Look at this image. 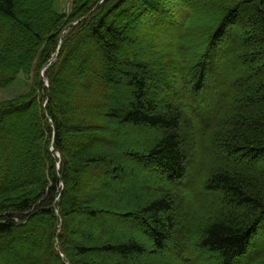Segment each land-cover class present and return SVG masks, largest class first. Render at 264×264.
<instances>
[{
    "label": "trees",
    "instance_id": "16d2710c",
    "mask_svg": "<svg viewBox=\"0 0 264 264\" xmlns=\"http://www.w3.org/2000/svg\"><path fill=\"white\" fill-rule=\"evenodd\" d=\"M57 1L0 0V89L19 74L33 85L0 102V264H75L76 255L126 260L154 254L134 238L90 245L93 235L85 224L108 214L93 203V195L111 181L119 186L127 176L144 183L148 199L142 204L136 198L138 211L131 214L153 224L159 250L172 238L179 241L173 233L181 236L191 229L201 209L204 216L195 224L200 248L218 257L216 264H264V76L257 78L264 73V0L218 3L216 25L200 34L202 40L211 36L202 53L192 55L183 38H174L177 54L166 62L176 66L181 57L186 60L190 93L181 96L185 107L162 95L161 84L167 81L159 70L133 62L128 53L125 67H119L116 43L104 38L119 39L116 21L130 11L137 16L142 8L163 21L165 0H73L69 15L60 13ZM184 18L186 27L195 21L190 13ZM76 20L45 70L46 87L41 70L56 51L61 31ZM70 58L80 64L74 68ZM115 74L128 92L122 102L115 97ZM61 80L67 89L59 86ZM151 81L159 85L157 96L147 89ZM182 115L210 133L217 165L208 174L192 167L184 153L188 140ZM123 123L130 132L155 131L146 149L128 153L138 159L139 172L117 163L115 154L83 149L93 140L110 142L107 127ZM54 153L60 156L58 171ZM151 172L164 179L161 185L150 186ZM195 177L204 203L188 209L180 186ZM70 179L76 184L73 199H68ZM80 192L88 198L77 199ZM216 203L221 209L215 210ZM21 233L27 235L20 242ZM82 233L87 244L80 246L73 237Z\"/></svg>",
    "mask_w": 264,
    "mask_h": 264
},
{
    "label": "rangeland",
    "instance_id": "374dc122",
    "mask_svg": "<svg viewBox=\"0 0 264 264\" xmlns=\"http://www.w3.org/2000/svg\"><path fill=\"white\" fill-rule=\"evenodd\" d=\"M222 0H165V11L168 13L164 14L163 21L153 19L149 14H145L143 9L139 10L140 15L136 16L134 12H127L120 16V20L116 21V29L118 31V40H112L109 36L105 35V40H111L116 43L118 47L116 51V62L119 67H125L126 65V54L132 55L133 62H144L147 68L156 72L157 70L163 69L161 73L164 76L167 83H162L161 88L163 94L166 96H173L179 100H182L181 96L188 95L190 89L185 83L186 78V60L181 57L176 66H169L166 62L167 58L174 52L177 54L176 46L173 43L174 38L180 36L183 38L190 47V53L197 55L202 53L207 48L210 37L205 35L202 40L204 31L211 32V29L216 25L219 19L220 9L217 8L218 3ZM73 0H58L57 9L60 13L69 15L72 10ZM134 9H132L133 11ZM137 12V11H135ZM193 14L195 21L190 27L184 26L182 22L185 20L186 14ZM119 19V17L117 18ZM180 27V28H179ZM174 35V36H173ZM189 53V52H188ZM173 55V54H172ZM72 66L80 64L78 58H70L68 60ZM262 62H258L259 66ZM185 65V67H184ZM264 76V73H260L257 78ZM163 78V77H162ZM114 79L117 81V93L115 94L116 99L122 101L127 100L128 92L123 87V80L117 74L114 75ZM65 80L59 82V86L62 89H67ZM170 84V85H169ZM148 91L150 90L154 96H157V85L155 81L148 82ZM169 86V88H168ZM33 87L31 78L19 74L17 78L5 89H0V102L9 100L16 95L23 94L28 88ZM123 87V88H122ZM29 90V89H28ZM145 91V90H144ZM147 91V92H148ZM178 92L176 97L175 92ZM186 95V96H187ZM234 96V95H233ZM160 97H164L161 96ZM158 97V98H160ZM156 98V97H155ZM185 107V102L181 101ZM187 107V106H186ZM181 121L185 129L182 130L183 138L187 139V143L184 146V153L189 159V164L195 167L199 173L208 174L209 168H213L217 165V157L215 154V148L213 143L210 141V133L203 131L197 123L190 122L185 116H181ZM127 124L114 125L113 127H107L110 130L111 141L103 142L93 140L88 147L83 148L84 151H96V152H110L111 155H116L114 160L125 166L133 172H139L138 159L135 155L131 156L128 153H132L135 150L146 149L145 145L149 143L151 137H155V131L153 129H145L146 132H130L126 126ZM113 132V135L112 133ZM126 144L123 146L122 144ZM142 144L144 147L135 148L132 145ZM19 148L24 153L26 146L19 143ZM77 150H82L79 145L76 147ZM148 179L152 182L150 186L155 187L161 185L164 181L159 179L155 172H151ZM186 186H180L184 190V204L188 209H193L196 206L202 205L204 202L201 198L200 193H204L202 185L199 184V178L195 177L191 182L186 181ZM174 185V184H173ZM144 183L139 180H134L131 176H127L120 182L119 186L115 181H111L102 193H95L93 195V203L101 205V208L106 209L108 214L97 218V221L90 222L86 218V226L89 227L90 234L93 235V239L90 240V245H109L114 241H124L126 239L134 238L137 242L143 244L145 249L150 252L154 251L150 257L143 256L137 259L140 264H216V260L213 253H206L205 250L198 247L200 243V232L197 230L196 221L199 218H203L204 214L201 209L196 210L197 220L193 222L191 229L183 233L181 236L174 234V238L179 241L173 243V238L170 242H164L162 249L155 245L154 236L152 235V223L144 218L147 223H140L136 215L131 214L136 208L137 202L145 203L148 196L145 195L142 187ZM172 187V186H171ZM179 187V186H178ZM69 196L68 199H73L72 194L76 189V184L73 180H69L68 184ZM89 194H82L76 196L77 199L86 200ZM80 197V198H79ZM185 208V207H184ZM183 208V209H184ZM208 213H211V208H208ZM221 209L217 203L215 210ZM224 210V207L222 208ZM121 213L127 214L126 217H122ZM202 216V217H201ZM139 218V217H138ZM142 220V221H143ZM145 222V221H144ZM145 224V225H144ZM72 224H69L66 228V234L69 233ZM138 227L144 228L143 230ZM128 231V232H127ZM190 232V233H189ZM28 234V232H26ZM21 233L18 235V241L27 234ZM172 235V236H173ZM116 237V238H115ZM189 240V241H188ZM73 241L77 244L86 245L85 233L76 234L73 237ZM162 251V252H161ZM22 259L25 258V252H22ZM23 260H21L23 262ZM139 264L134 260L127 259H115L114 257L106 254L92 255V256H78L76 255L75 264Z\"/></svg>",
    "mask_w": 264,
    "mask_h": 264
},
{
    "label": "bare ground",
    "instance_id": "6f19581e",
    "mask_svg": "<svg viewBox=\"0 0 264 264\" xmlns=\"http://www.w3.org/2000/svg\"><path fill=\"white\" fill-rule=\"evenodd\" d=\"M161 73H162V70L160 69V70L158 71V74L161 75ZM157 90L159 91L160 89L158 88ZM176 92H177V91H176ZM176 92H175V93H176ZM122 145H123V146H126V144H124V143H123ZM132 146H134L135 148H138V147H140V148H141V147H144L142 144H140V145H139V144H138V145H132ZM138 228L141 229V230L144 229V228H142V227H138ZM127 232H128V231H127ZM143 233H144V230H143ZM189 233H190V232H189ZM115 238H116V237H115ZM188 241H189V240H188ZM198 247H200V243L198 244ZM144 255L147 256V258L150 257V256L147 255V254H143V255L140 256V257H131V258H128V259L134 260L135 262H137V263L140 264L141 262L138 261L137 259L142 258ZM126 260H127V259H126ZM215 260H216L215 263H217V262H218V257L215 256V257L213 258V261H215Z\"/></svg>",
    "mask_w": 264,
    "mask_h": 264
}]
</instances>
